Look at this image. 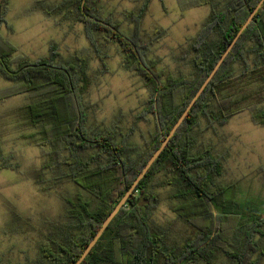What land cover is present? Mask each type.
Listing matches in <instances>:
<instances>
[{
  "label": "trees",
  "instance_id": "trees-1",
  "mask_svg": "<svg viewBox=\"0 0 264 264\" xmlns=\"http://www.w3.org/2000/svg\"><path fill=\"white\" fill-rule=\"evenodd\" d=\"M9 1L0 0V30L6 24ZM151 1L143 0L137 12L125 16L135 24L132 37L125 36L110 15H104L97 0H65L59 7L60 11L76 9L103 65L104 57L95 44L97 32L104 40L120 45L122 66L138 72L156 95L149 110H157V131L138 159L132 158L126 135L119 137L114 129L97 131L86 126L87 114L81 104L88 85L85 52L62 63L56 45H51L47 59L31 61L15 57L17 47L0 33V75L13 83L0 100L30 95L32 102L19 110L33 130L24 139L51 148L54 162L45 167L58 169L60 178H69L78 188L75 197L61 196L73 226L42 247L48 264L76 263L260 2L224 0L218 7L222 0H195L196 6H211V12L192 40L194 72L162 80L163 74L147 63L138 36ZM46 15L51 16V11ZM249 102L258 107L251 114L252 121L264 126V2L168 147L82 264H212L218 254L227 257L230 264H261L264 218L248 223L239 214L226 212L227 188L218 182L220 162L211 151L199 150L191 134L201 119L212 126H224ZM12 159L0 147V171H17L19 166L11 163ZM159 174L164 175L162 183L170 187L176 201L173 210L197 231L181 250L167 244L166 229L151 228L159 203L152 184Z\"/></svg>",
  "mask_w": 264,
  "mask_h": 264
},
{
  "label": "rangeland",
  "instance_id": "rangeland-1",
  "mask_svg": "<svg viewBox=\"0 0 264 264\" xmlns=\"http://www.w3.org/2000/svg\"><path fill=\"white\" fill-rule=\"evenodd\" d=\"M38 1H9L6 24L0 33L17 47L14 56L31 61L47 59L51 45H56L58 61L65 63L85 52L89 60L88 85L81 104L87 114L86 126L97 131L114 129L119 137L126 135V142L133 149L132 158L138 159L158 125L157 110H149L156 95L148 82L138 72L122 66L123 52L118 43L104 40L97 32L95 44L104 57L103 65L86 37L76 9L60 11L65 0ZM142 3L143 0H97L104 15H110L127 37L133 36L135 24L125 16L137 12ZM223 3L224 0L218 7ZM46 11H51V16ZM210 12L211 6H196L195 0L151 1L138 36L147 63L154 64L155 71L163 74L162 80L194 72L192 40ZM12 87L13 83L0 75V96ZM31 102L28 94L0 100V147L5 156H13L11 163L19 166L17 171H0L1 264H48L42 247L73 226L67 217L68 205L61 196L75 197L77 186L69 178H60L58 169L45 167L54 162L51 148H41L24 139L33 130L19 110ZM243 106L244 111L224 126H212L201 119L191 134L199 150L211 151L220 162L218 182L227 188L224 209L249 223L264 218V126L252 121L251 114L258 108L255 102ZM163 178L159 174L152 184L159 203L151 228L166 229L167 244L181 250L197 231L173 210L176 201L171 198L170 187L162 183ZM261 231L264 235V227ZM261 244L264 246V239ZM230 263L222 254L212 262Z\"/></svg>",
  "mask_w": 264,
  "mask_h": 264
},
{
  "label": "water",
  "instance_id": "water-1",
  "mask_svg": "<svg viewBox=\"0 0 264 264\" xmlns=\"http://www.w3.org/2000/svg\"><path fill=\"white\" fill-rule=\"evenodd\" d=\"M263 2H264V0H260V2L258 3L257 7L255 8V10L250 13V15L247 18L246 22L239 29V31L237 32V34L235 35V37L233 38V40L228 44L225 52L220 57V59L218 60V62L214 66V68L211 71V73L209 74V76L205 79V81L201 85V87L198 89V91L196 92V94L192 98L191 102L186 107V109L184 110V112L182 113V115L180 116V118L178 119V121L175 123V125L173 126V128L171 129V131L169 132V134L167 136H164L163 137V140H162V143H161L160 147L149 158V160L147 161V163L145 164V166L143 167V169L141 170V172L138 174V176L136 177V179L133 181V183L130 186V188L127 189V191L125 192L124 196L121 198V200L115 206V208L113 209V211L109 214V216L102 223V226L100 227V229L98 230V232L95 234V236L93 237V239L86 246V248L84 249L82 255L76 261L75 264H82L84 262V260L88 257V255L93 250V248L97 245L98 241L103 236V234L105 233V231L108 229V227L110 226V224L113 222V220L115 219V217L119 214V212L121 211V209L126 206L128 199L136 191V189L138 188L139 184L142 182V180L148 174V172L151 169V167L160 158V156L162 155V153L164 152V150L168 147L171 139L178 132V130L180 129V127L184 123L185 119L188 117L190 111L195 106L196 102L199 100V98L202 96V94L204 93V91L206 90V88L209 86V84L211 83V81L214 79V77L216 76V74L220 70L221 66L224 64V62L226 61V59L228 58V56L230 55V53L232 52V50L236 46L237 42L241 38L243 32L249 27V25L253 21V18L255 17V14L257 13V11L263 5ZM149 74H151L150 71H149ZM155 103L157 104V101H155Z\"/></svg>",
  "mask_w": 264,
  "mask_h": 264
}]
</instances>
